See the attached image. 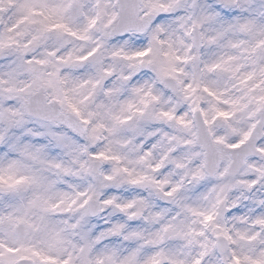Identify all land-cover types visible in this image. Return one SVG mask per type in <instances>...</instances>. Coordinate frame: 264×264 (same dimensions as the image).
Returning <instances> with one entry per match:
<instances>
[{
  "label": "snow or ice",
  "instance_id": "snow-or-ice-1",
  "mask_svg": "<svg viewBox=\"0 0 264 264\" xmlns=\"http://www.w3.org/2000/svg\"><path fill=\"white\" fill-rule=\"evenodd\" d=\"M0 264H264V0H0Z\"/></svg>",
  "mask_w": 264,
  "mask_h": 264
}]
</instances>
